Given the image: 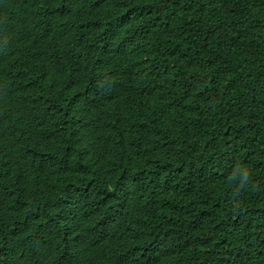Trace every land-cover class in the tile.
I'll use <instances>...</instances> for the list:
<instances>
[{"label":"trees","instance_id":"obj_1","mask_svg":"<svg viewBox=\"0 0 264 264\" xmlns=\"http://www.w3.org/2000/svg\"><path fill=\"white\" fill-rule=\"evenodd\" d=\"M0 264H264V0H0Z\"/></svg>","mask_w":264,"mask_h":264},{"label":"rangeland","instance_id":"obj_2","mask_svg":"<svg viewBox=\"0 0 264 264\" xmlns=\"http://www.w3.org/2000/svg\"><path fill=\"white\" fill-rule=\"evenodd\" d=\"M88 129H90V127ZM35 150H37V149H32V151H35Z\"/></svg>","mask_w":264,"mask_h":264},{"label":"clouds","instance_id":"obj_3","mask_svg":"<svg viewBox=\"0 0 264 264\" xmlns=\"http://www.w3.org/2000/svg\"><path fill=\"white\" fill-rule=\"evenodd\" d=\"M246 179H247V177H246Z\"/></svg>","mask_w":264,"mask_h":264}]
</instances>
